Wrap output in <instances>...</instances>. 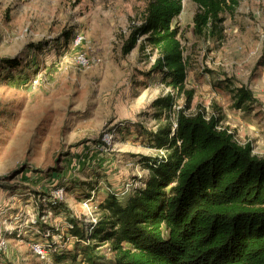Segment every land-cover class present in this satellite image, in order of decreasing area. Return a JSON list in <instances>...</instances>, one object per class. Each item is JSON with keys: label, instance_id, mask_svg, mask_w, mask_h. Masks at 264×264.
<instances>
[{"label": "rangeland", "instance_id": "374dc122", "mask_svg": "<svg viewBox=\"0 0 264 264\" xmlns=\"http://www.w3.org/2000/svg\"><path fill=\"white\" fill-rule=\"evenodd\" d=\"M144 5L0 0V63L20 61L13 68L0 64V264L78 263V254L74 263L49 258L52 250L72 251L77 239L62 213L45 209L47 199L63 200L84 223L96 222L108 194L124 201L147 178L141 156L161 157L147 136L164 123L152 102L171 88L147 74L158 52L120 50ZM195 10L193 1L182 0L173 21L187 61L184 86L193 90L186 112L222 114L234 140L264 156V0H237L222 14L218 40L193 35ZM225 78L253 92L251 110L234 108L227 90L214 85ZM172 91L174 109L182 107L185 93ZM39 222L53 232L43 233Z\"/></svg>", "mask_w": 264, "mask_h": 264}, {"label": "trees", "instance_id": "16d2710c", "mask_svg": "<svg viewBox=\"0 0 264 264\" xmlns=\"http://www.w3.org/2000/svg\"><path fill=\"white\" fill-rule=\"evenodd\" d=\"M144 1L141 22L130 26L120 50L123 56L134 48L139 54L147 46L157 50L147 74L159 75L166 86L186 95L177 109L170 92L152 102L155 118L164 115V123L147 132L148 142L166 150L165 157L141 156L147 178L124 201L108 194L96 222L84 223L63 200L47 199L45 209L62 213L77 239L72 251L52 250L49 258L74 263L78 254L75 264H264V156L253 154L250 143L235 141L221 124L222 114L186 112L193 90L184 86L187 61L173 24L182 0ZM191 1L196 4L193 35L221 39L222 14L237 0ZM0 64L13 68L20 61L13 56ZM229 82L219 79L214 85L227 90L234 108L251 110L253 92ZM38 225L43 233L53 232L44 222Z\"/></svg>", "mask_w": 264, "mask_h": 264}, {"label": "built area", "instance_id": "2783aa9c", "mask_svg": "<svg viewBox=\"0 0 264 264\" xmlns=\"http://www.w3.org/2000/svg\"><path fill=\"white\" fill-rule=\"evenodd\" d=\"M79 39H82V38H76V43H78V40ZM87 62H88V60H87ZM168 92H170V93H173V91H172V89L171 88H169V90H168ZM167 92V93H168ZM178 108H180V107H178ZM229 131V130H228ZM230 132V131H229ZM107 136V134L103 137V138H105ZM102 138V139H103ZM157 151H159L160 153H161V157H165V153H166V150H164V149H157ZM48 195H52V194H47L46 196H48ZM69 244V241L67 242V245ZM3 250V249H2Z\"/></svg>", "mask_w": 264, "mask_h": 264}, {"label": "bare ground", "instance_id": "6f19581e", "mask_svg": "<svg viewBox=\"0 0 264 264\" xmlns=\"http://www.w3.org/2000/svg\"><path fill=\"white\" fill-rule=\"evenodd\" d=\"M82 61H83V62H86L84 59H82ZM82 61H81V63H82ZM56 197H59V198H61V196H60V195H59V196H56ZM43 250H44V249H43ZM43 250H42V248L40 249V247H37V248H36V252L38 251V252H40V253H41Z\"/></svg>", "mask_w": 264, "mask_h": 264}]
</instances>
